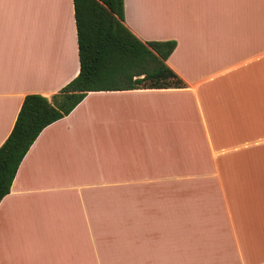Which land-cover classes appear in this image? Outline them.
<instances>
[{
    "label": "crops",
    "instance_id": "0c3cea01",
    "mask_svg": "<svg viewBox=\"0 0 264 264\" xmlns=\"http://www.w3.org/2000/svg\"><path fill=\"white\" fill-rule=\"evenodd\" d=\"M180 88L89 91L0 200V264H264V0H124ZM79 71L72 0H0V145Z\"/></svg>",
    "mask_w": 264,
    "mask_h": 264
},
{
    "label": "trees",
    "instance_id": "16d2710c",
    "mask_svg": "<svg viewBox=\"0 0 264 264\" xmlns=\"http://www.w3.org/2000/svg\"><path fill=\"white\" fill-rule=\"evenodd\" d=\"M79 71L50 99L24 96L0 145V200L40 131L69 114L89 91L180 88L186 83L166 60L174 39L142 41L124 25V0H72Z\"/></svg>",
    "mask_w": 264,
    "mask_h": 264
}]
</instances>
